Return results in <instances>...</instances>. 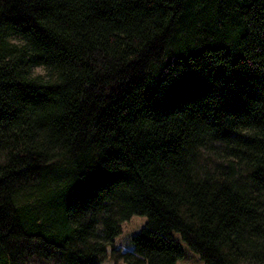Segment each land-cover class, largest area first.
I'll return each mask as SVG.
<instances>
[{
  "label": "trees",
  "instance_id": "trees-1",
  "mask_svg": "<svg viewBox=\"0 0 264 264\" xmlns=\"http://www.w3.org/2000/svg\"><path fill=\"white\" fill-rule=\"evenodd\" d=\"M173 232L264 264V0H0V264H176Z\"/></svg>",
  "mask_w": 264,
  "mask_h": 264
},
{
  "label": "rangeland",
  "instance_id": "rangeland-1",
  "mask_svg": "<svg viewBox=\"0 0 264 264\" xmlns=\"http://www.w3.org/2000/svg\"><path fill=\"white\" fill-rule=\"evenodd\" d=\"M146 217L134 215L129 220L121 224V232L114 238V246L123 250L131 249L132 244L130 238L133 234L137 233L141 227L144 226ZM173 237L183 248V255L178 259L176 264H205L198 254L193 252L187 244L181 239L180 234L173 232ZM103 264H125L123 260H114L111 256L110 247L108 248V257Z\"/></svg>",
  "mask_w": 264,
  "mask_h": 264
}]
</instances>
